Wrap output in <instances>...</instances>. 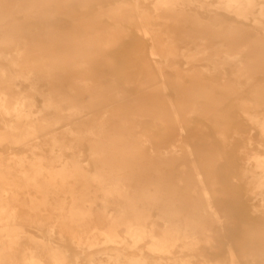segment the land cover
Listing matches in <instances>:
<instances>
[{"label": "bare ground", "instance_id": "6f19581e", "mask_svg": "<svg viewBox=\"0 0 264 264\" xmlns=\"http://www.w3.org/2000/svg\"><path fill=\"white\" fill-rule=\"evenodd\" d=\"M35 1L39 3L38 0H0V19L10 17L15 20L20 13H24L26 19L37 17L33 12L39 9ZM50 2L52 3V0ZM218 4L230 15L234 14L238 20H252L254 26L248 31L236 33L232 20H229L230 16L213 12L209 13L207 21H203L198 15L191 16L196 22L194 31L182 30L180 18L173 13L159 15L157 18L165 20L160 26L150 21L142 22L143 33L150 34L154 41L149 60L158 68L157 86H147L143 90L150 89L143 95L128 101L127 96L123 97L116 92L115 97L121 100L118 104L105 108L102 104L98 105L99 112H95L92 117L89 114L82 117L79 122L82 128L75 134L74 145H67L62 138L64 135L61 136L55 131L49 138V155L43 150L36 152V149L41 148V143L36 142V136H33L38 131L36 123L31 126L30 134L20 133V144L30 148L33 157H18L12 160L18 165L15 170L26 184L24 187L22 184H14L13 188L5 191L6 195L18 196V190L26 195H31V190L35 194L40 192L41 198L30 200L31 203L49 205L52 211L56 212L65 210L64 200L67 195H71L70 210L77 212L70 217L72 223L80 228L89 227V223H92L90 231L79 228L72 240V244L81 250V254L98 247L100 241L105 246L128 244L135 248L145 240H150L148 252L159 257H172L178 243H182L185 249H192L200 242L211 244L214 237L206 233L211 231L210 227L213 225L222 226L220 218L216 215L212 195L215 194V187L220 179L217 167L223 154L219 156V148L226 145L218 140L210 144L209 140L212 138L205 135V130H212V136L217 134L225 141V132L231 123L228 114L221 112L218 104L212 101L214 91L221 90L222 97L227 98L236 91L246 89L244 95L239 97L236 107L240 113L258 124L264 134V81L256 84L257 77L264 74V9L256 10L251 0H219ZM142 19L149 20L150 17L144 15ZM15 25L21 32L27 29L25 37L29 40L33 34L41 37L43 45L37 46L36 50L55 46L59 44L58 41H62L57 38L60 36L56 34V30L50 27L32 24L23 26V23L18 22ZM251 36L254 37V43L248 45ZM74 40L75 38L70 42ZM26 48L25 45L21 50H17V58H14L17 60L16 64L28 63L24 61L25 56L22 54ZM68 52L69 54L65 55L69 60L67 66L74 72L72 68L75 65H83L82 61H74L81 56L80 49L73 44L69 46ZM258 52L260 54H257ZM180 59L187 61L188 69H181L179 64L177 65ZM202 63L211 64L213 67L210 87H201L204 78H193V75L204 68ZM227 67L231 68L230 75L225 72ZM166 69L174 72L175 76H166ZM77 72L92 74L89 69ZM215 73L221 77H215ZM185 75L191 77L192 84L183 82ZM92 80L84 87L86 90L93 87ZM12 81L13 77L9 72H0V102L6 105L7 114L20 115L25 112L24 105L17 101L11 102L7 97ZM88 82L82 83L86 85ZM70 86L75 93L80 88L76 81H72ZM52 90L47 102L49 106L55 105L51 99L56 96V88ZM75 113L74 111L72 115ZM194 114L209 119L213 126H203L198 131L201 136L200 142L196 144L187 141L184 134V124L188 123ZM27 115H30V112ZM260 115L263 118H260ZM63 124L64 121L61 120L60 123L54 124L51 130ZM147 124L159 125L160 134L144 131L137 135L136 131L140 125ZM67 130L71 131L69 127ZM84 142H87L89 149L86 165H80L74 155L65 158L63 153L66 149L81 146ZM195 155L198 157L197 161L193 159ZM249 161L253 164H246L242 177L248 181V185L253 186L252 194L260 195L264 190V158L255 156ZM56 162L63 163L58 171H51L52 168L45 166L46 163ZM72 164L74 166H71ZM78 179L82 188L75 191L69 181ZM179 184L186 186L183 192L177 189L176 185ZM93 186L97 187L101 194L103 212L114 211V214L105 217L108 231H100L95 222L91 221L94 214L92 207L87 203H92L88 195ZM177 193L178 205L175 204ZM79 203L87 207L80 208ZM148 209L158 211V218L164 222V229L160 234H156L153 228H146V221L150 218L146 213ZM17 210L18 207L8 200H0V264H9L12 245H18L22 237L10 229V226H15ZM208 218L211 219L209 222ZM120 226L126 229V239L120 240L117 234L116 229ZM34 244L37 246L24 247L21 264H68L67 250L57 251L58 246L46 245L44 241ZM235 253L229 251L230 264L237 263L238 257ZM156 264L167 263L165 259L160 258ZM217 264L225 262L220 261Z\"/></svg>", "mask_w": 264, "mask_h": 264}, {"label": "rangeland", "instance_id": "374dc122", "mask_svg": "<svg viewBox=\"0 0 264 264\" xmlns=\"http://www.w3.org/2000/svg\"><path fill=\"white\" fill-rule=\"evenodd\" d=\"M38 2V5L36 3L34 5L39 9L33 11L37 17L26 19L24 13H20L15 20L10 17L0 19V72H9L13 77L7 97L11 102L23 104L25 109L20 115L7 114L6 105L0 102V200H8L18 207L15 226H10V229L22 236L18 245H12L13 248L9 252L11 260L8 263L21 264L24 247H35L37 245L34 242L44 241L46 245L58 246L57 251L67 250L68 264H156L160 258L165 259L167 264H217L220 261L230 264L228 260L230 250L236 252L235 256L238 257L236 264H264V190L260 195L252 194L253 186L248 185V181L242 177L246 164H253L249 161L250 158L255 156L264 158V134L258 124L240 113L236 107L239 97L244 95L246 89L236 91L227 98H223L222 91L216 89L212 99L216 105L218 104L221 112L228 114L231 123L225 132L227 143L217 134L212 136V130H205V135L212 138L209 140L210 144L218 140L226 145L219 148V156L223 154L217 167L220 179L215 187V194L212 195L216 215L220 218L222 226L216 224L210 227L211 231L206 234L213 235L214 238L209 245L200 242L192 249H185L182 243H178L172 257H159L148 252L150 240H145L135 248L128 244L105 246L100 241L98 247L81 254V250L72 244L80 227L70 219L73 213H77L70 210L71 195L66 196L65 210L61 212L52 211L49 205H37L35 202L33 205L30 200L40 199L42 196L40 192L35 194L31 190V195H26L18 190V196L6 195L5 191L13 188L14 184H22L23 187L26 184L15 170L18 165L12 160L18 157L30 159L33 157L30 148L20 144V133L30 134L31 126L36 123L38 131L33 136H36V142L41 143V148L36 149V152L40 153L43 150L49 155V138L55 131L61 136L64 135L62 138L67 145H74L75 134L82 128L79 124L82 117L87 114L92 117L95 112H99L98 105L102 104L105 108L118 104L121 100L115 97L116 92L123 97L127 96L128 101L157 86L158 68L149 60L154 41L150 34L143 33L142 22L150 21L160 26L165 20L157 17L173 13L180 18L182 30L194 31L196 22L191 16L198 15L203 21H207L213 12L221 16H230L229 20H232L230 22L233 23L236 33L248 31L254 26L252 20L244 22L238 20L234 14L230 15L220 7L219 0H52V3L50 0H38ZM160 2L164 4L158 5ZM251 2L256 10L264 9V0ZM144 15H148L150 19H142ZM185 16H188L187 19ZM17 22L23 23V26L32 24L50 27L60 36L55 37L62 41H58L59 44L55 46L36 50L37 46L43 45L41 37L31 34L30 40L27 39L25 37L27 29L21 32L15 25ZM73 38L75 40L70 42ZM253 41L254 37L251 36L247 44H253ZM73 44L80 49L81 55L73 59L76 63L82 61L83 65L82 67L75 65L72 68L74 72H71L67 66L69 60L65 55L69 54L68 48ZM25 45L28 51L26 48L22 54L25 56L24 61L28 63L16 64L17 60L14 59L17 58L16 52ZM58 45L59 48L56 47ZM178 64L181 69L189 68L185 59L178 60ZM201 66L204 68L193 75V78H204L201 87H210L213 67L205 63ZM84 69H89L92 74L77 72ZM225 72L230 75L231 68H225ZM165 74L169 77L175 76L169 69L165 70ZM214 75L217 78L221 77L218 73ZM91 79L93 87L86 90L84 87L89 85L88 81ZM183 80L190 85L191 77L185 75ZM72 81H76L80 87L76 93L71 90ZM261 81H264V74L257 77L256 84ZM82 82L88 83L83 85ZM147 86L151 87L143 90ZM53 88H56L54 92L56 96L51 101L55 102V105L49 106L47 102ZM10 106L12 107L11 104ZM74 111L76 113L72 115ZM29 112L30 115H27ZM259 117L263 118L261 115ZM61 120L64 124L51 130V127ZM203 126L213 128L209 119L192 115L188 123L184 124L186 140L195 144L200 142L201 135L198 131ZM68 127L71 131L67 130ZM144 131H153L156 134L161 132L159 125L147 124L140 125L136 134L141 135ZM63 155L65 158L74 155L80 165H86L89 160L88 144L84 142L81 146L66 149ZM193 159L197 161L198 157L195 155ZM62 165L61 162L45 164L52 168L51 171L60 170ZM69 182L75 191L81 190L80 179ZM176 187L179 192L186 189L183 184ZM88 199L92 200V203L87 205L92 207L94 214L91 221L95 222L100 231H108L109 226L105 217L114 214V211L103 212L101 194L95 186L90 188ZM175 204L178 205V193ZM79 207L87 206L79 203ZM146 213L150 216L146 221V228H153L156 234H160L164 229V222L158 218V211L148 209ZM210 220L207 219L208 222ZM90 225L80 229L88 232L91 229ZM116 231L120 240L126 239L125 227L120 226ZM244 248L246 250L248 248L250 253ZM253 260L255 262H252Z\"/></svg>", "mask_w": 264, "mask_h": 264}]
</instances>
